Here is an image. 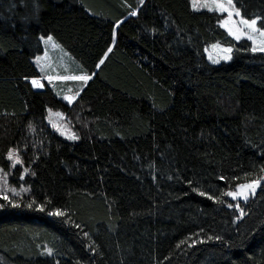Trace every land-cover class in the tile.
I'll list each match as a JSON object with an SVG mask.
<instances>
[{
    "label": "trees",
    "instance_id": "trees-1",
    "mask_svg": "<svg viewBox=\"0 0 264 264\" xmlns=\"http://www.w3.org/2000/svg\"><path fill=\"white\" fill-rule=\"evenodd\" d=\"M232 1L264 28V0ZM222 16L190 0H0V264H264V51ZM47 35L91 77L70 100L30 83ZM213 42L228 61L207 59Z\"/></svg>",
    "mask_w": 264,
    "mask_h": 264
},
{
    "label": "rangeland",
    "instance_id": "rangeland-1",
    "mask_svg": "<svg viewBox=\"0 0 264 264\" xmlns=\"http://www.w3.org/2000/svg\"><path fill=\"white\" fill-rule=\"evenodd\" d=\"M190 4L193 9H209L222 13L223 16L219 20V25L232 38L236 40L245 38L250 41L252 49L255 48L258 51H260V48L264 47V28H260L257 25V18L243 17L239 9L234 5L233 1L231 4H229L228 0H190ZM220 6H222L223 10H221ZM237 13L239 14L237 15ZM252 20L256 21L255 25L252 26L242 22L248 21L250 23ZM49 36L50 35L41 36L43 52L33 58V61L40 69L42 76L30 78V83L34 88H41L42 79H45L52 85L57 95L63 97L65 96L67 100H70L76 90H78L84 83L83 80L73 79V77L85 75L81 72L79 73L77 67H75L73 62L78 65L77 61L68 52L62 49L53 38L49 41ZM237 36H239V39H237ZM249 37H251V39H249ZM227 49H230L231 51H225ZM204 51L207 59L212 63L228 61L232 55L231 46L218 42H213L206 45ZM225 57L229 58L225 59ZM32 80H35L39 86H34L32 84ZM46 121L65 138L70 140L77 139V133L65 120L62 111L47 108ZM10 153L12 154L11 157L9 155ZM7 156L12 166H14L16 163H19L18 157L14 153V149H11ZM253 183H255L254 190L251 188L243 189L245 195L248 198L258 189L260 185V179L240 182L235 186V188L228 190L227 193L241 191V185ZM7 189H9V184L5 175V171L0 168V192L6 191ZM227 196L233 200H245L243 196H237L236 198H233V196L230 195Z\"/></svg>",
    "mask_w": 264,
    "mask_h": 264
},
{
    "label": "snow or ice",
    "instance_id": "snow-or-ice-1",
    "mask_svg": "<svg viewBox=\"0 0 264 264\" xmlns=\"http://www.w3.org/2000/svg\"><path fill=\"white\" fill-rule=\"evenodd\" d=\"M231 2H232V0H228V3L229 4H231ZM221 7V10H223V8H222V6H220ZM239 13H237V15H238ZM231 15V14H230ZM243 23H245V24H249V26H252V25H255V23H256V21L255 20H252L250 23L248 22V21H242ZM237 39H239V36H237ZM249 39H251V37H249ZM48 40L50 41V40H52V37L51 36H49L48 37ZM257 49H253V51H256ZM260 51H264V47H262V48H260L259 49ZM109 51H111V49H109ZM225 51H231L230 49H227V50H225ZM229 57H225V59H228ZM101 63H103V61H101ZM91 77H89V76H79V77H73V79H78V80H83V81H87L88 79H90ZM33 84L34 85H37V86H39L38 84H37V82L36 81H33ZM73 138H75V137H73ZM10 155V157H11V153L9 154ZM240 188L242 189L241 191H237V192H235V193H232V192H229V193H227V195H230V196H233V198H236L237 196H243L245 199L247 198V196L245 195V192L243 191V189H253L254 190V188H255V183H253V184H245V185H241L240 186ZM12 191H15V189H12ZM26 191V190H25ZM17 195H18V193H17ZM201 195H203V193H201ZM54 215H63V213L62 212H59V211H57L56 213H53ZM51 250H49V252H50Z\"/></svg>",
    "mask_w": 264,
    "mask_h": 264
},
{
    "label": "bare ground",
    "instance_id": "bare-ground-1",
    "mask_svg": "<svg viewBox=\"0 0 264 264\" xmlns=\"http://www.w3.org/2000/svg\"><path fill=\"white\" fill-rule=\"evenodd\" d=\"M33 81H35V80H32V84H33ZM34 85V84H33ZM35 86V85H34Z\"/></svg>",
    "mask_w": 264,
    "mask_h": 264
},
{
    "label": "crops",
    "instance_id": "crops-1",
    "mask_svg": "<svg viewBox=\"0 0 264 264\" xmlns=\"http://www.w3.org/2000/svg\"><path fill=\"white\" fill-rule=\"evenodd\" d=\"M35 88H38V87H35Z\"/></svg>",
    "mask_w": 264,
    "mask_h": 264
}]
</instances>
